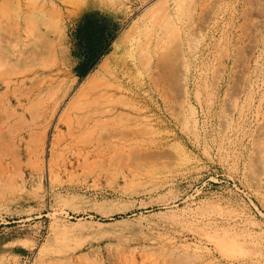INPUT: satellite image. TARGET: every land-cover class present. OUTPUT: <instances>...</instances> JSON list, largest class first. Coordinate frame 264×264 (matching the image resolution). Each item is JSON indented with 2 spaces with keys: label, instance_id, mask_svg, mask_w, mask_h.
<instances>
[{
  "label": "rangeland",
  "instance_id": "obj_1",
  "mask_svg": "<svg viewBox=\"0 0 264 264\" xmlns=\"http://www.w3.org/2000/svg\"><path fill=\"white\" fill-rule=\"evenodd\" d=\"M52 1L117 61L78 86L68 185L0 194V264H264V0Z\"/></svg>",
  "mask_w": 264,
  "mask_h": 264
},
{
  "label": "crops",
  "instance_id": "obj_2",
  "mask_svg": "<svg viewBox=\"0 0 264 264\" xmlns=\"http://www.w3.org/2000/svg\"><path fill=\"white\" fill-rule=\"evenodd\" d=\"M79 4L64 9L37 0L28 11L0 4V194L24 193L33 201L74 175L72 132L94 93L78 88L85 80L73 53ZM112 61L98 63L86 78L112 75Z\"/></svg>",
  "mask_w": 264,
  "mask_h": 264
},
{
  "label": "trees",
  "instance_id": "obj_3",
  "mask_svg": "<svg viewBox=\"0 0 264 264\" xmlns=\"http://www.w3.org/2000/svg\"><path fill=\"white\" fill-rule=\"evenodd\" d=\"M117 35V26L100 15L86 13L74 29V56L78 59L76 74L84 78L99 63L101 56L110 52Z\"/></svg>",
  "mask_w": 264,
  "mask_h": 264
},
{
  "label": "bare ground",
  "instance_id": "obj_4",
  "mask_svg": "<svg viewBox=\"0 0 264 264\" xmlns=\"http://www.w3.org/2000/svg\"><path fill=\"white\" fill-rule=\"evenodd\" d=\"M203 5H204V4H203ZM159 8H160V7H159ZM162 11H163V10H162ZM156 13H157V12H156ZM156 13H155V14H156ZM165 20H168V19H165ZM170 20H172V18H171ZM244 21H245V20H244ZM167 22H168V21H167ZM167 22H165L166 25H167ZM166 27H169V26H166ZM170 28H173V27H170ZM161 29H162V28H161ZM245 29H246V28H245ZM171 30H172V29H171ZM166 31H167V30H166ZM169 31H170V30H169ZM169 31H168V32H169ZM174 31H175V30H174ZM169 33H170V32H169ZM169 36H170V35H169ZM175 37H176V36H175ZM168 39H169V38H168ZM171 40H172V37H171ZM171 40H169V41H171ZM161 41H162V40H161ZM163 42H164V41H163ZM165 42H166V40H165ZM170 43H171V42H170ZM171 45H172V44H171ZM165 46H167V45H165ZM242 47H243V46H242ZM242 47H241V48H242ZM168 53H169V52H168ZM170 53H171V52H170ZM170 57H171V56H170ZM161 58H163V57H161ZM164 58H165V57H164ZM161 60H163V59H161ZM164 60H165V59H164ZM165 63H166V62H165Z\"/></svg>",
  "mask_w": 264,
  "mask_h": 264
}]
</instances>
